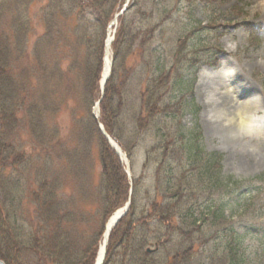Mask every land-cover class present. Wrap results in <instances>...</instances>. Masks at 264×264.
Masks as SVG:
<instances>
[{
  "label": "trees",
  "instance_id": "16d2710c",
  "mask_svg": "<svg viewBox=\"0 0 264 264\" xmlns=\"http://www.w3.org/2000/svg\"><path fill=\"white\" fill-rule=\"evenodd\" d=\"M72 1L81 7L80 23L87 28L73 30L67 34L69 37L60 30L56 34L51 30L52 35L41 40L31 53L28 41L25 50L23 45L14 46L18 53L12 52L11 57L17 54L25 62L20 85H16L12 63L0 58V260L5 264L95 262L98 237L91 247L82 246L77 229L79 217L59 197L58 166L62 161L68 168L74 160L72 151L59 139V128L52 123L62 109V95L79 89L88 115L87 120L78 119L80 139L90 132L99 138L103 222L125 205L132 189L129 212L112 232L105 264L112 261L117 249L123 251L124 264H264V228L261 236L250 238L248 233L240 235L232 226H226L230 218L226 212L233 209L226 199L238 196L239 200L238 192L246 183H251L248 193L260 196L264 193V173L250 180L224 176L223 154L206 151L201 145L199 108L194 100L185 102L186 96L193 93L195 78L187 83L182 80L181 70L171 67L179 76L176 81L182 91L175 99L176 106H170L159 92V84L167 80L168 73L164 74L163 66L156 67L158 76L142 91L134 130L126 129L120 121L125 106L123 93L120 91V97H116V88L125 89V82H120L131 71L126 64L133 48L132 30L125 20L139 0L122 17L125 19L112 45V75L99 120L92 108L100 99L106 28L120 5L116 0ZM179 49L173 55L176 63L181 46ZM184 106L189 107L194 119L190 129L182 124ZM99 122L125 149L130 161V148L137 139L142 135L152 139L145 168L151 166L152 156L157 154L155 166L164 189L160 193V185H155L156 195L147 207L139 208L141 180L133 178L130 186L119 158L99 130ZM20 129H27V146L19 139ZM117 129L128 131L129 147ZM233 205L239 207V202ZM248 238L254 240L252 247ZM212 239L214 246L210 245ZM152 243L159 245V252L144 253Z\"/></svg>",
  "mask_w": 264,
  "mask_h": 264
},
{
  "label": "rangeland",
  "instance_id": "374dc122",
  "mask_svg": "<svg viewBox=\"0 0 264 264\" xmlns=\"http://www.w3.org/2000/svg\"><path fill=\"white\" fill-rule=\"evenodd\" d=\"M84 1L82 5L86 7ZM116 3L117 6L121 5V0H116ZM80 8L72 0H0V58L12 63L16 85H20L23 80L25 62L18 59L17 54L11 57L12 52L18 53L13 47L21 48L23 45L25 50V42L28 41V52L31 53L34 46L52 35L51 30L53 34L60 30L69 37L67 34L71 31L87 28L85 23H80ZM127 13L125 22L132 30L130 40L133 48L130 49L132 56L126 67L132 72L128 71L125 79L122 77L120 84L125 82V89L116 88V97H120V91L123 93L125 109L120 121L125 128L134 130L142 91L148 81L158 76L155 71L158 66H163L165 75L168 73L167 80L159 84L162 87L159 92L163 102L176 106L175 99L182 88L176 81L179 76L171 71V67H177L181 70L183 81L189 83L195 78L193 93L186 96L185 102L194 100L199 108L201 145L206 151L223 154V175L250 180L263 174L264 152L260 154L258 149L260 143L264 145V139L257 142L236 138L238 132L235 129L214 127L219 126L220 120L225 124V119L218 118L216 114L223 99L228 100L231 111L241 104L249 103L260 109L259 116L264 115V0H139ZM110 17L105 40L114 32L116 39L125 19L121 18L115 28L111 27L113 18ZM180 46L178 64L173 55L180 50ZM62 98V109L52 118V123L59 128V139L72 151L74 161H71L68 168L63 166L62 161L58 166L57 176L61 182L59 197L79 217L77 229L82 246L91 247L98 237L99 249L107 220L112 215L103 222L97 152L99 138L90 132L80 139L78 119H88L87 106L80 90L71 89ZM97 102L92 113L100 116ZM183 108L185 113L182 124L190 129L194 126V119L189 113V107ZM204 108L214 117L205 128L200 118ZM260 126L264 134V120ZM118 129L117 134L129 147L128 131L121 133ZM19 133L20 141L27 146L30 143L27 129H20ZM152 145V139L142 135L135 146L130 148L132 158L128 161L131 177L141 180L142 186L139 208L147 207L153 200L156 195L155 185H160V193L164 189L155 166L157 154L152 156L151 166L145 168L146 152L151 150ZM127 178L131 184V179ZM250 185L246 183V187L237 191L239 200L238 196L226 199L233 208L226 212V216L230 217L226 226H232L240 235L248 233L250 238H254L257 234L261 236V229L264 228V193L261 192L260 196L248 193L246 190ZM257 186L262 187V184ZM237 201L239 207L233 205ZM250 238L248 244L252 247L254 240ZM152 244L144 249V253L147 248H155ZM196 245L200 246V243L197 241ZM210 245L214 246L213 239ZM122 254L123 251L117 249L111 257L112 261L107 264H124Z\"/></svg>",
  "mask_w": 264,
  "mask_h": 264
},
{
  "label": "bare ground",
  "instance_id": "6f19581e",
  "mask_svg": "<svg viewBox=\"0 0 264 264\" xmlns=\"http://www.w3.org/2000/svg\"><path fill=\"white\" fill-rule=\"evenodd\" d=\"M113 40V35L110 33L108 37V44L106 48V54L104 57V64H103V70L101 75V82L100 84L104 83L107 78L110 76L111 69H112V48L110 46V42ZM200 80H203V75L200 76ZM201 84V82H200ZM199 84V85H200ZM202 85V84H201ZM199 87V86H198ZM251 91L252 89L249 88ZM229 102L227 99H223L221 101V104L216 110V114L218 115V118L225 119V124H223V120L219 121V126L214 127L218 129V127H221L224 130H230L235 129L238 132V136L236 138H242V139H250L252 141L261 142L264 139L263 134V128L260 126L261 122L264 120V115L261 117L259 116L260 109L258 107H255L252 104L244 103L236 108H234L233 111H231V107L229 106ZM201 124L204 126L209 125V122L214 119L213 116H211V113L204 108L201 116ZM262 120V121H261ZM221 124V125H220ZM260 148L258 149L260 154L264 152V145L260 143ZM119 149V147H118ZM122 157L124 158L125 155L121 151ZM121 210L117 211L115 214L112 215L110 222L106 225V230L103 234L102 241L99 248L98 253V261H101L108 245L109 240V234L111 231V228L113 227L114 222L116 221L117 217L121 214Z\"/></svg>",
  "mask_w": 264,
  "mask_h": 264
},
{
  "label": "water",
  "instance_id": "95a60500",
  "mask_svg": "<svg viewBox=\"0 0 264 264\" xmlns=\"http://www.w3.org/2000/svg\"><path fill=\"white\" fill-rule=\"evenodd\" d=\"M106 82L103 83V89L105 86ZM100 104V103H99ZM98 104V105H99ZM101 130L103 132V134L106 136L111 148L115 151L116 155L119 156V158L121 159V161L124 160V158L122 157V153H121V149H118L117 144L112 140V138L110 136H108L105 131L104 128L101 127ZM129 208V204L122 210L121 214L117 217L116 221L114 222L113 226L115 227L117 225V223L127 214ZM150 252V251H149ZM0 264H4L3 262H0ZM96 264H103V260L102 261H97Z\"/></svg>",
  "mask_w": 264,
  "mask_h": 264
}]
</instances>
